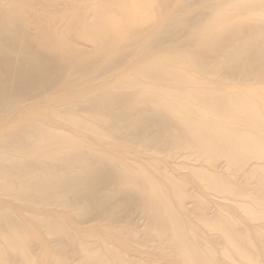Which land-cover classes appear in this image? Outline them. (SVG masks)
<instances>
[{"label":"bare ground","instance_id":"bare-ground-1","mask_svg":"<svg viewBox=\"0 0 264 264\" xmlns=\"http://www.w3.org/2000/svg\"><path fill=\"white\" fill-rule=\"evenodd\" d=\"M0 264H264V0H0Z\"/></svg>","mask_w":264,"mask_h":264}]
</instances>
